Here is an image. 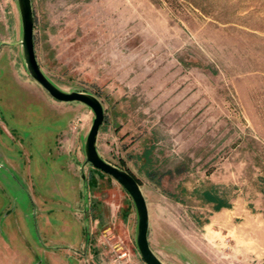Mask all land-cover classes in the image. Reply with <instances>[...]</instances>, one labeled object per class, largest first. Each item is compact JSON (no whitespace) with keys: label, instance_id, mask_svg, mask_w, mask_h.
Returning <instances> with one entry per match:
<instances>
[{"label":"rangeland","instance_id":"rangeland-1","mask_svg":"<svg viewBox=\"0 0 264 264\" xmlns=\"http://www.w3.org/2000/svg\"><path fill=\"white\" fill-rule=\"evenodd\" d=\"M30 4L36 63L100 101L95 151L139 184L154 256L264 264V0ZM17 7L0 0V252L145 264L130 197L84 164L90 109L27 74Z\"/></svg>","mask_w":264,"mask_h":264},{"label":"water","instance_id":"water-1","mask_svg":"<svg viewBox=\"0 0 264 264\" xmlns=\"http://www.w3.org/2000/svg\"><path fill=\"white\" fill-rule=\"evenodd\" d=\"M16 5H18V15L20 22V44H21V55L23 57V64L27 70L28 76L33 79L38 86L47 92V95L51 99L57 102H77L85 107H88L93 115L92 123L87 132V137L84 139L83 143V156L84 164H89L94 169L99 172H103L108 177L121 185V188L125 191L128 197L131 199V203L135 210V217L137 226L135 228V247L138 250V255L141 261L145 264H163L160 262L152 253L151 249L148 247L147 243V227L148 223V210L146 208L145 198L139 189V184L136 183L135 179L130 175L129 171L121 170L106 163L103 159H100L95 151V139L97 136V130L100 126L102 120V109L100 101H98L95 96L79 93V92H69L65 93L57 89L51 82H49L46 77L41 73L36 63V57H34L33 52V42H32V25L33 17L30 0H15ZM84 175H81L83 179Z\"/></svg>","mask_w":264,"mask_h":264},{"label":"crops","instance_id":"crops-1","mask_svg":"<svg viewBox=\"0 0 264 264\" xmlns=\"http://www.w3.org/2000/svg\"><path fill=\"white\" fill-rule=\"evenodd\" d=\"M148 223H149V218H148ZM7 245H8L7 243H0V248L6 250L8 247ZM2 253L0 252V264H18V263L23 264L28 260V258L26 259V257H22L20 258V261L18 262L17 256L15 254L11 255L12 252L10 250H7L6 252H2Z\"/></svg>","mask_w":264,"mask_h":264}]
</instances>
